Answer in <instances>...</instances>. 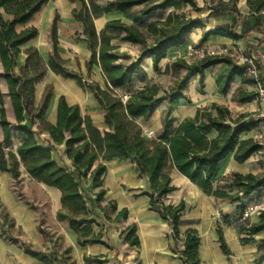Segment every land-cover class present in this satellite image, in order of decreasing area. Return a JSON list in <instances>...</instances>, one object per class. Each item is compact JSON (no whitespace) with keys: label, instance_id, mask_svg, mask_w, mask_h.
<instances>
[{"label":"trees","instance_id":"trees-1","mask_svg":"<svg viewBox=\"0 0 264 264\" xmlns=\"http://www.w3.org/2000/svg\"><path fill=\"white\" fill-rule=\"evenodd\" d=\"M50 0H0V64L2 77L7 86L14 125L6 117L3 95L0 91V173H6L13 180L20 178V163L26 170L27 176L45 186L54 188L60 193V209L56 220L65 221L69 229L77 236V246L90 244L108 245L103 240L102 230L95 232L97 222L91 218L87 207V199L83 195L80 183L91 179V186L98 189L95 194L96 202L103 199L105 190L102 189L103 176L106 174L105 161L112 159H128L137 168L139 176H146L149 182V210L158 213L161 219L171 228L173 240L178 239V226L185 210V205H165L162 199L173 192L167 172L174 168L180 175L194 184L205 196L217 199H229V190L236 188L241 195L240 205L236 215L244 208L242 199L264 188V177L251 173L239 174L232 172L224 179L223 185L213 186L211 179L218 163L229 153L238 164L244 163L249 157L259 151L261 146L253 139L239 140V136L255 127L256 122L241 123L243 116L236 119L227 107L212 103L208 108L197 109L191 118L176 122L170 114L178 106V101L184 98V90L192 76L198 75L200 84L203 83L204 71L213 65L225 64L227 68L216 78L215 85L221 95H225L235 76L243 78V83L253 82L244 76V66H239L228 56H207L203 59L186 63L177 60L172 64L175 69H184L185 74L176 80L174 85L163 90L168 110L162 117V130L159 136L147 140L137 119H148L158 103L159 86L152 84L144 86L135 92L127 94L122 102L121 96L115 92L129 87L135 76L140 74L142 61L150 57L152 69L158 71L159 62L165 57L167 49L180 45L184 36L195 28H203L202 18L191 16L187 9L195 13L203 9L208 11L206 18L230 17L229 24L204 32L200 42L207 41L210 36H225L240 40L250 31L258 30L264 37V0H246L250 13L255 17V25L236 32L238 0H208L200 7L196 0H114L99 5V0H67L72 3L80 2L81 8L72 11V17L82 26L81 35L84 38L89 57L85 69L89 74L91 67L98 66L105 79L104 89L97 83L89 82L81 74L67 69V61L63 60L57 48V21L54 15L49 28V40L52 51L48 62L43 61L38 51L30 47L23 53L24 64L18 74L13 73L15 61L20 53V47L34 39L38 32L34 27H28L17 32L15 27L27 23L41 7ZM140 7L139 13L131 18L132 23L126 24L120 20L105 23L101 32H96L94 19L110 12H125ZM152 19V20H151ZM125 42L141 47L135 61L122 62L114 53L117 49L112 42ZM260 41V40H259ZM247 50H254L250 47ZM259 70L262 68L259 66ZM74 81L81 89L89 90L98 106L104 111V124L109 131L100 132L89 117L82 116L78 105H68L60 96L56 106L55 123H48L45 111L52 95V87L46 86L40 102L34 104L35 86L45 76L47 71ZM257 99L255 92L239 91L236 102L248 103ZM16 131V133L13 132ZM214 133L213 138L209 135ZM46 134L49 147L38 143L36 136ZM16 139L18 147L13 148ZM64 146V155L71 162V167L61 166L52 156L53 146ZM110 204V203H109ZM115 210L114 203L109 205ZM127 219V210L122 209L116 218ZM227 217L223 223H228ZM37 230L42 233L44 242L49 243L50 249L45 251L35 249L25 239L20 227L9 215L0 201V239L8 244L16 245L29 257L42 264H75L71 257L70 247H63L61 236L47 231L42 224ZM264 231V213L258 215L255 223H244L240 226L239 238L241 244L254 243L253 235ZM219 245L224 255H230L222 235L220 225H217ZM121 238L130 247H138L139 240L136 227L131 225ZM199 236L196 230L187 229L184 233L183 249L181 250L182 264H199L197 249ZM259 249L263 251L264 240H259ZM98 256L84 257L85 264L101 263Z\"/></svg>","mask_w":264,"mask_h":264},{"label":"crops","instance_id":"crops-1","mask_svg":"<svg viewBox=\"0 0 264 264\" xmlns=\"http://www.w3.org/2000/svg\"><path fill=\"white\" fill-rule=\"evenodd\" d=\"M112 1L114 0H99L98 3L103 7L106 3ZM207 1L196 0L200 7H203L205 5L203 2ZM236 6L240 13V17H237L236 32H241L244 26L252 28L255 25V17L250 13L246 0H238ZM80 8L81 4L78 1L70 3L67 0H50L27 23L17 25L15 27L17 32L28 27H34L38 29V34L34 39L19 48L20 53L16 58L17 61H15L13 71L17 70L18 72L23 66L25 59L23 52L30 47L35 48L43 61L48 62V57L52 51V45L49 40V28L54 15H57L58 43L56 50L59 56L63 60H66L67 63L75 62L78 64L81 73H86L87 77L90 75L94 77L89 82H95L104 89L105 79L99 67H91L89 74H87L85 69V63L89 57L88 47H86L84 38L81 35L83 32L81 24L72 17V11L79 10ZM139 10L140 7H135L125 12L114 11L104 14L94 19L95 30L97 33L101 32L105 23L111 20H120L123 23L131 24V18L136 16ZM206 13L203 16L204 18L207 17L208 11ZM230 18L231 16L202 19L203 28L190 30L184 36L180 45L167 49L165 57L158 64L157 72H154L152 69V59L147 57L142 61L140 74L134 77L132 84L129 87L117 90V92L122 93L121 95H131V93L144 86H151L152 84L160 85L161 89L157 95L159 101L155 105L153 113L148 119L139 118L136 121L142 127L141 130H151L156 137L160 135L162 117L168 110L163 90L171 88L173 82H175L174 80L181 78L185 74L184 69L172 67L174 62L177 60H184L186 63L193 62L186 58V51L189 46L205 45L210 50L221 48L227 50H246L254 47L257 53L264 52L263 33L258 30L250 31L245 37L237 41L229 37L215 35L208 37L207 41L203 43L200 42V38L204 32L224 28L229 24ZM112 45L116 46L117 49L114 53L118 56L117 51L121 46L130 48V50L132 49L135 54L130 59L131 62L138 58L142 50L138 45L125 42L113 41ZM226 68L227 66L221 63L206 69L202 85L200 84L198 75L192 76L185 87L184 98L178 101V106L172 111L170 118L176 122L184 118H191L195 115L197 109L208 108L212 103H215L227 107L233 119L243 116L241 123L256 122L255 127L239 136V140L249 138L255 140L256 134L264 131L262 129L264 128V101L258 99L248 103H238L235 101V97L239 91L246 93L255 92L254 84L243 83V78L240 76H235L227 93L221 95L217 90L215 81L218 75ZM0 71L2 72L1 64ZM83 78L86 79V77ZM46 86L52 87V95L47 106L48 109H46L44 115L48 123H55L57 101L60 96H63L68 105H78L81 115L89 117L93 125L101 133L109 131L104 124L105 113L98 106L97 101L92 96L93 94L89 90L84 93L85 90L83 91L74 81L63 79L49 70L46 72L44 78L35 86V105L40 102L41 95ZM37 87L39 89L36 91ZM2 88L7 91L5 81L1 82V93H3ZM7 92H5L6 95ZM4 110L6 117L10 116L14 119L9 99ZM42 135L47 139L46 134ZM214 136L215 134L212 133L209 135V138H213ZM47 140L45 147H49ZM258 144L261 146V149L253 153L242 164H238L233 160V153H229L221 160L216 167L214 178L211 179L213 186L223 185L225 182L222 180H228L232 172L242 175L247 173L258 175L257 173L261 171L262 164H254V161L258 159V155H262L261 153L264 152V144ZM55 149H57V152L62 156L61 158L65 160L67 165L71 167V162L64 155V146H53L52 150ZM103 164L106 167V174L103 176L102 184L105 194L101 201L96 202L95 200V194L98 189L92 188L91 179L82 180L80 186L83 195L87 199V207L92 213L91 218L98 224L95 227V232L102 230L104 235L103 240L108 247L100 244L77 246V236L69 229L67 222L56 220V213L60 209L59 191L35 181L52 196L47 220L42 226L51 234L61 236L63 247L67 246L71 248L70 254L75 264H85L83 258L88 256L100 257L101 263L93 264H182L181 250L183 249L184 233L187 229H194L198 233L200 239L197 249L199 264H264V257L259 260L260 256L263 255V251L259 249V240H264V231L253 235L254 243L244 245L239 242V238L242 237L240 226L244 223L257 222L258 216H252L245 221H240L239 215H236V208L240 205L238 197L241 194L238 193L236 188L229 190L228 194L232 196L229 199H217L205 196L185 176L180 175L174 168L169 167L167 172L171 180L170 185L175 190L166 195L162 199V202L165 205L173 206L183 202L186 207L180 218L181 224L178 226V239L173 240L171 228L168 224L161 219L158 213L149 210L150 199L144 194L149 193L150 190L147 177L143 175L139 176L135 164L128 159H112L103 162ZM22 168L24 169L23 165ZM10 180L13 179L8 174L0 173L1 204L14 219L16 226L20 227L30 245L42 251L50 249L49 243L44 242L42 233H39L37 230L38 225L35 223V211L23 203H17L9 191L8 183ZM38 189L39 191L41 190V188ZM256 200H264V188L260 190L259 197L255 199L248 197L242 199V202L245 204ZM109 203H114L115 210L109 207ZM122 209L127 210V219H115ZM224 217H227L228 223H223ZM218 224L221 227L223 240L230 251V255H224L220 249L216 232ZM131 225L136 227V235L139 237L138 247H130L121 238V233L126 232ZM0 264L42 263L24 254L16 245L5 243L0 239Z\"/></svg>","mask_w":264,"mask_h":264},{"label":"rangeland","instance_id":"rangeland-1","mask_svg":"<svg viewBox=\"0 0 264 264\" xmlns=\"http://www.w3.org/2000/svg\"><path fill=\"white\" fill-rule=\"evenodd\" d=\"M200 1V0H199ZM204 4V2H203ZM187 13H189L191 16H199L200 18H202L203 20L206 19L203 16H205L207 13V10L204 9L199 13H195L193 11H191L190 9L186 10ZM141 49V47H139ZM119 54V57L121 58L122 62H130V59L134 56L135 52L130 48H126L124 46H121L119 48V50L117 51ZM66 67L70 70H73L74 72L80 73L82 74L83 77H86V79H88V81H92L94 79L93 76H86V73H81L80 69L78 68V64H76L75 62H68ZM14 74H18L17 70L13 71ZM2 72L0 71V85L1 82L4 81L2 78ZM179 79V78H178ZM176 82V80H174ZM173 82V85L174 83ZM160 86V85H159ZM162 87V86H161ZM39 89V87L36 88V91ZM167 90V89H166ZM2 95H3V105L5 107V105L8 102V98L7 95L3 88H2ZM85 90L84 93H86ZM118 95H121V92H115ZM81 99V98H80ZM8 121L14 125V119L10 116H7ZM143 131V130H142ZM14 133H16L15 130H13ZM262 135L261 139H257L255 137V141L257 143L260 144H264V131L259 132ZM143 134V133H142ZM257 136V134H256ZM156 137V136H155ZM36 139L38 141L39 144L46 146V140L44 138V136L42 134H38L36 136ZM150 140V139H147ZM18 147V142L16 139L13 140V148L16 149ZM262 155H258V159L254 161V164H262L261 165V171L259 173H257L258 175H262L264 177V152L261 153ZM52 156L53 158L62 166L64 167H70L69 165H67V163L65 162L64 159H62L59 155V153L57 152V149L52 150ZM20 169L21 171V175L20 178L18 180H10L8 183V188L9 191L11 192V194L13 195L15 201L17 203H23L25 204L28 208L32 209L35 211V223L38 224H44L47 220V213H48V208L51 205L52 202V196L49 195L45 189L43 187H41L40 185H38L35 181H33L32 179H30L27 174L24 172L25 170L22 168V165L20 163ZM86 181V179H85ZM38 188H41V190L39 191ZM86 190V188H85ZM239 198V197H238ZM250 198L255 199L256 198V193L251 195ZM53 237H56L55 235ZM62 244H63V240H61Z\"/></svg>","mask_w":264,"mask_h":264},{"label":"built area","instance_id":"built-area-1","mask_svg":"<svg viewBox=\"0 0 264 264\" xmlns=\"http://www.w3.org/2000/svg\"><path fill=\"white\" fill-rule=\"evenodd\" d=\"M228 56L236 65L244 66L245 78L253 82L257 99L264 101V52H258L254 50H227V49H211L205 45H192L187 48L186 58L191 61L203 59L207 56ZM262 69L259 70L258 67ZM127 94L121 96L122 102L127 99ZM264 129V128H262ZM143 136L146 139L155 138L154 133L151 130L143 131ZM257 139H261V133L256 136ZM264 213V200H256L244 204L243 211L241 212L239 219L245 221L252 216H258Z\"/></svg>","mask_w":264,"mask_h":264},{"label":"bare ground","instance_id":"bare-ground-1","mask_svg":"<svg viewBox=\"0 0 264 264\" xmlns=\"http://www.w3.org/2000/svg\"><path fill=\"white\" fill-rule=\"evenodd\" d=\"M65 89V88H64ZM69 90V89H68ZM75 96V95H74ZM74 101H76V100H74Z\"/></svg>","mask_w":264,"mask_h":264}]
</instances>
